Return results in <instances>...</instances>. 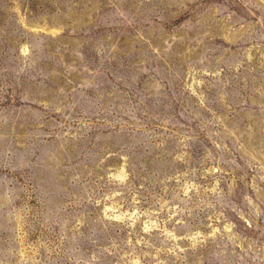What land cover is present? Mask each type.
I'll return each mask as SVG.
<instances>
[{"label":"rangeland","instance_id":"rangeland-1","mask_svg":"<svg viewBox=\"0 0 264 264\" xmlns=\"http://www.w3.org/2000/svg\"><path fill=\"white\" fill-rule=\"evenodd\" d=\"M0 264H264V0H0Z\"/></svg>","mask_w":264,"mask_h":264}]
</instances>
